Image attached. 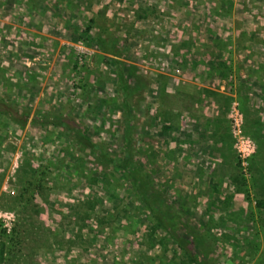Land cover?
<instances>
[{
  "label": "rangeland",
  "instance_id": "374dc122",
  "mask_svg": "<svg viewBox=\"0 0 264 264\" xmlns=\"http://www.w3.org/2000/svg\"><path fill=\"white\" fill-rule=\"evenodd\" d=\"M0 99V264H264V0H0Z\"/></svg>",
  "mask_w": 264,
  "mask_h": 264
},
{
  "label": "trees",
  "instance_id": "16d2710c",
  "mask_svg": "<svg viewBox=\"0 0 264 264\" xmlns=\"http://www.w3.org/2000/svg\"><path fill=\"white\" fill-rule=\"evenodd\" d=\"M92 27L90 26H86L83 28H80L78 26L74 27V32L77 35L78 39L89 45L91 48H97L98 50H100L101 52L106 53L107 51L110 52L112 49H114V42L112 40H108L106 38H103L102 36L99 35H95L94 33H92ZM131 69H135L134 67H130ZM124 75L128 78H130L131 80H133V82H135V88L140 87V77L137 76L136 72L130 71L129 69L125 70ZM121 75V80H120V84H119V92L121 93V96L124 99V103L126 104L127 100H126V96L124 95V93H126L128 90H134V89H129V87L127 86V81H126V77ZM0 115L6 117L7 119L15 122V123H25L28 120V115L20 110L17 106L15 105H11L9 103H7L6 101L0 99ZM60 124L62 126H64V128H66L72 135L73 140L75 142L76 145L85 147V148H93L95 147V145L90 141V139L83 133L80 132V130L75 127V125L69 121L67 122V120H62L60 121ZM101 157L103 158V160H108V156L104 153H101ZM125 160L123 161V167H126L127 164V158L128 156H125ZM134 176V175H133ZM133 179V183H137L139 182L138 179H135L134 177H132ZM135 181V182H134ZM149 193L152 191L146 190ZM143 201V200H142ZM144 202V201H143ZM145 203V202H144ZM146 205L152 209V212H154V206H152L151 204L146 203ZM257 208L259 209H263L264 210V200L258 201L256 203Z\"/></svg>",
  "mask_w": 264,
  "mask_h": 264
},
{
  "label": "crops",
  "instance_id": "0c3cea01",
  "mask_svg": "<svg viewBox=\"0 0 264 264\" xmlns=\"http://www.w3.org/2000/svg\"><path fill=\"white\" fill-rule=\"evenodd\" d=\"M187 6H190L189 5V2L187 3ZM93 11H91V12H93V13H95V9H92ZM92 14V13H91ZM141 14V13H140ZM142 16H143V14H141ZM75 26H78V24L77 23H71V28H73V30H74V27ZM92 33H94V34H96L97 35V33H95L94 32V30L92 29ZM77 36V35H76ZM99 36H101V35H99ZM104 38V37H103ZM137 76H139L138 74H137ZM168 76V78H167V81L168 82H170L171 80L172 81H178V82H184L185 80L184 79H182V78H180V76H176V75H174V73H171V74H168L167 75ZM170 80V81H169ZM166 82V81H165ZM180 84V83H179ZM121 98H122V96H121ZM123 103H124V99L122 98V100H121Z\"/></svg>",
  "mask_w": 264,
  "mask_h": 264
},
{
  "label": "built area",
  "instance_id": "2783aa9c",
  "mask_svg": "<svg viewBox=\"0 0 264 264\" xmlns=\"http://www.w3.org/2000/svg\"><path fill=\"white\" fill-rule=\"evenodd\" d=\"M236 140L239 142L240 141V139L239 138H236ZM242 145H244V144H242Z\"/></svg>",
  "mask_w": 264,
  "mask_h": 264
}]
</instances>
